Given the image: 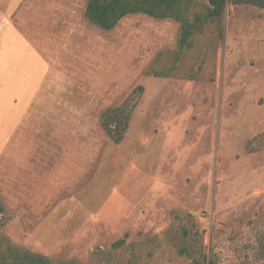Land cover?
Returning <instances> with one entry per match:
<instances>
[{
	"label": "rangeland",
	"instance_id": "1",
	"mask_svg": "<svg viewBox=\"0 0 264 264\" xmlns=\"http://www.w3.org/2000/svg\"><path fill=\"white\" fill-rule=\"evenodd\" d=\"M87 2L0 0V264H264V11L179 51L172 18L105 31Z\"/></svg>",
	"mask_w": 264,
	"mask_h": 264
},
{
	"label": "trees",
	"instance_id": "2",
	"mask_svg": "<svg viewBox=\"0 0 264 264\" xmlns=\"http://www.w3.org/2000/svg\"><path fill=\"white\" fill-rule=\"evenodd\" d=\"M197 0H88L85 16L96 27L110 31L126 16L143 13L148 16H158L162 19L172 18L180 23V38L178 50L190 49L193 46L195 34L201 27L217 20L227 4L254 7L264 11V0H210L213 8L202 7L192 10ZM158 13V14H157ZM192 17V19H190ZM155 76H168L166 71L160 70L151 73ZM144 89L138 86L133 91L132 104H122L116 108L106 109L101 114V126L110 140L119 144L127 129L128 121L138 98ZM3 207L0 203V214ZM122 242L119 241L118 244ZM208 264H214L210 261Z\"/></svg>",
	"mask_w": 264,
	"mask_h": 264
},
{
	"label": "crops",
	"instance_id": "3",
	"mask_svg": "<svg viewBox=\"0 0 264 264\" xmlns=\"http://www.w3.org/2000/svg\"><path fill=\"white\" fill-rule=\"evenodd\" d=\"M54 5H55V3L54 2H49V1H47V3H45L44 4V6L46 7V8H53L54 7ZM27 43H28V41H27ZM28 45H29V43H28ZM34 51H35V49H34ZM36 52V51H35ZM39 55V54H38ZM39 57H40V62L42 63V64H44L41 60H43L42 59V57L39 55ZM40 62L37 60V59H35V64L36 65H38V64H40ZM45 65V64H44ZM48 72H49V70L47 69L46 70V72L44 73V75L43 76H41L42 75V73H38V71L36 72L35 70H32V71H30L29 72V75H31V76H33L34 78H37V82H36V85H35V88H34V90L37 92L38 91V89L40 88V84H42L41 82H43L44 80H45V76H47V74H48ZM37 74H39V76L40 77H37ZM39 80V81H38ZM36 94V93H35ZM28 106V105H27ZM26 109H27V107H26ZM26 109H25V111H26ZM24 111V112H25Z\"/></svg>",
	"mask_w": 264,
	"mask_h": 264
},
{
	"label": "water",
	"instance_id": "4",
	"mask_svg": "<svg viewBox=\"0 0 264 264\" xmlns=\"http://www.w3.org/2000/svg\"><path fill=\"white\" fill-rule=\"evenodd\" d=\"M211 2V4L213 5V2L212 1H210Z\"/></svg>",
	"mask_w": 264,
	"mask_h": 264
}]
</instances>
